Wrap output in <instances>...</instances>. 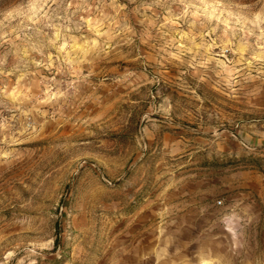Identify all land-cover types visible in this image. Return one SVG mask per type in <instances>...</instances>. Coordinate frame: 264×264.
Listing matches in <instances>:
<instances>
[{"label":"rangeland","instance_id":"rangeland-1","mask_svg":"<svg viewBox=\"0 0 264 264\" xmlns=\"http://www.w3.org/2000/svg\"><path fill=\"white\" fill-rule=\"evenodd\" d=\"M0 264H264V0H0Z\"/></svg>","mask_w":264,"mask_h":264}]
</instances>
